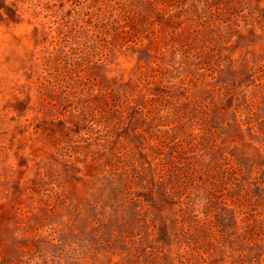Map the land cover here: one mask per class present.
<instances>
[{
	"label": "rangeland",
	"instance_id": "obj_1",
	"mask_svg": "<svg viewBox=\"0 0 264 264\" xmlns=\"http://www.w3.org/2000/svg\"><path fill=\"white\" fill-rule=\"evenodd\" d=\"M0 264H264V0H0Z\"/></svg>",
	"mask_w": 264,
	"mask_h": 264
}]
</instances>
